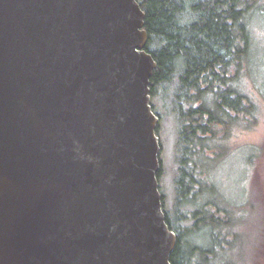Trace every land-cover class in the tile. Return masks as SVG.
<instances>
[{
  "label": "water",
  "instance_id": "1",
  "mask_svg": "<svg viewBox=\"0 0 264 264\" xmlns=\"http://www.w3.org/2000/svg\"><path fill=\"white\" fill-rule=\"evenodd\" d=\"M137 0H0V264H171Z\"/></svg>",
  "mask_w": 264,
  "mask_h": 264
},
{
  "label": "trees",
  "instance_id": "2",
  "mask_svg": "<svg viewBox=\"0 0 264 264\" xmlns=\"http://www.w3.org/2000/svg\"><path fill=\"white\" fill-rule=\"evenodd\" d=\"M137 1L145 13L149 34L146 50L157 62L151 96H158L159 86L179 74L174 101L180 124L176 221L178 226L190 220L193 225L177 228L165 211L162 194L166 222L177 234L170 261L216 264L221 253L229 248L235 252L233 242L243 241V235L232 218L238 217L231 209L237 206L210 180L215 164L211 142L219 143V130L225 131L228 139L235 117L248 124L254 121L255 102L239 89L241 69L250 61V18L260 0ZM161 173L162 169L159 178ZM204 190L208 194H203ZM188 207L194 209L180 213ZM199 233L210 239L211 248L197 241Z\"/></svg>",
  "mask_w": 264,
  "mask_h": 264
},
{
  "label": "rangeland",
  "instance_id": "3",
  "mask_svg": "<svg viewBox=\"0 0 264 264\" xmlns=\"http://www.w3.org/2000/svg\"><path fill=\"white\" fill-rule=\"evenodd\" d=\"M250 37V61L241 69L239 90L255 102L254 121L248 124L235 117L228 139L224 138L225 131L219 130V143L211 142L215 156V164L210 170L212 179L205 175L228 202L237 206L231 207L232 214L235 212L238 216L232 218L243 235V241L233 242L235 252L229 248L221 253L216 264H264V0H260L259 8L250 18ZM178 76L176 73L170 82L159 86V94L152 97V105L160 117L157 135L162 147V173L159 184L161 193L165 195L164 208L176 227L184 229L192 227L193 221L179 226L176 221V155L180 124L174 111V101L179 86ZM203 194H208V191L204 190ZM193 209L182 208L180 213ZM203 235L197 234V241L211 248L210 239Z\"/></svg>",
  "mask_w": 264,
  "mask_h": 264
}]
</instances>
